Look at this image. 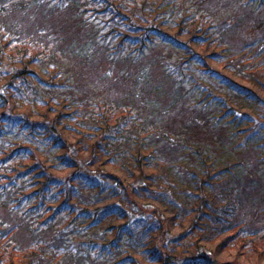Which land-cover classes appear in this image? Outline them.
I'll return each instance as SVG.
<instances>
[{"label": "trees", "instance_id": "trees-1", "mask_svg": "<svg viewBox=\"0 0 264 264\" xmlns=\"http://www.w3.org/2000/svg\"><path fill=\"white\" fill-rule=\"evenodd\" d=\"M1 80L0 264L264 260V0H0Z\"/></svg>", "mask_w": 264, "mask_h": 264}, {"label": "rangeland", "instance_id": "rangeland-1", "mask_svg": "<svg viewBox=\"0 0 264 264\" xmlns=\"http://www.w3.org/2000/svg\"><path fill=\"white\" fill-rule=\"evenodd\" d=\"M4 80H1L0 81V84L3 82ZM21 90H24L25 91V87H19ZM27 92V91H26ZM26 92H23L24 94L23 95H25L26 94ZM15 94V93H14ZM13 99H14V101H13V104L15 105V106H23V98H22V95L21 94H18L17 92H16V95H14L13 96ZM24 237H26V235H25V233L23 232V234H19V239L20 240H22ZM227 260H231V257H228L227 258ZM247 264H264V260L263 259H253V260H251L250 262H248Z\"/></svg>", "mask_w": 264, "mask_h": 264}]
</instances>
